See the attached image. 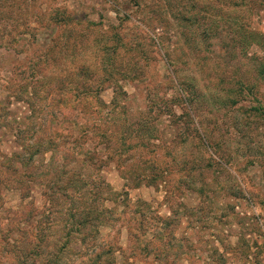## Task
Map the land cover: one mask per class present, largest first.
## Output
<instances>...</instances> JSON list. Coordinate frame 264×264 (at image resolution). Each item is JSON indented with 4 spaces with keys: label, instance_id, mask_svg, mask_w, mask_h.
I'll use <instances>...</instances> for the list:
<instances>
[{
    "label": "rangeland",
    "instance_id": "1",
    "mask_svg": "<svg viewBox=\"0 0 264 264\" xmlns=\"http://www.w3.org/2000/svg\"><path fill=\"white\" fill-rule=\"evenodd\" d=\"M0 5V264H264V0Z\"/></svg>",
    "mask_w": 264,
    "mask_h": 264
},
{
    "label": "trees",
    "instance_id": "2",
    "mask_svg": "<svg viewBox=\"0 0 264 264\" xmlns=\"http://www.w3.org/2000/svg\"><path fill=\"white\" fill-rule=\"evenodd\" d=\"M2 6H5V5H0V9L2 8ZM2 11H0V16H1V13ZM1 22V21H0ZM4 22V21H3ZM3 37L0 36V40L2 39ZM74 182V181H73ZM70 185H73V183H71ZM55 190H57V188H55ZM50 191H54L53 189H50ZM55 192V191H54ZM50 196L52 197V199H55L54 197V194L53 193H50ZM90 206V205H88ZM84 213L81 221L77 222L76 224H74L72 227H71V232H75V233H79L80 235H83L85 234V228L88 227V226H91V225H88L89 223V219H90V216H94V218L96 220H101L104 216V213L107 212L105 210H98V208L96 210L92 209L91 206L88 207V209H81ZM87 225V226H85Z\"/></svg>",
    "mask_w": 264,
    "mask_h": 264
}]
</instances>
